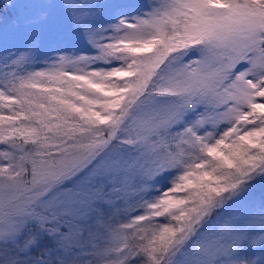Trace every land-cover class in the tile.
Wrapping results in <instances>:
<instances>
[{"label": "snow or ice", "instance_id": "1", "mask_svg": "<svg viewBox=\"0 0 264 264\" xmlns=\"http://www.w3.org/2000/svg\"><path fill=\"white\" fill-rule=\"evenodd\" d=\"M0 264H264V0H0Z\"/></svg>", "mask_w": 264, "mask_h": 264}]
</instances>
